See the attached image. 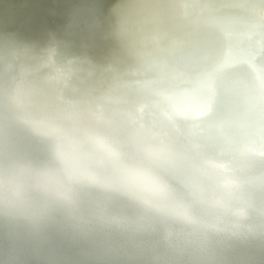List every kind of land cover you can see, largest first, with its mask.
<instances>
[{"label": "water", "instance_id": "95a60500", "mask_svg": "<svg viewBox=\"0 0 264 264\" xmlns=\"http://www.w3.org/2000/svg\"><path fill=\"white\" fill-rule=\"evenodd\" d=\"M53 1L55 10L61 7L71 19L66 5L71 0ZM193 1H198L194 10L214 5L211 0H184L180 15L207 32L218 31L224 43L218 57L203 45L195 71H220L222 83L228 84L255 86L264 81V21L255 9L249 7L246 14L214 9L210 19L202 10L190 9ZM10 2L0 0V46L21 50L23 67L28 69L23 74L33 90L32 112L38 118L71 116L78 133L94 145L91 162L97 170L108 171L118 160L140 183L164 186L171 199L208 223L178 224L145 211L132 195L94 193L92 200L103 211L85 205L74 216H57L40 232L0 227V264H264V234L234 235L227 223L229 213L209 215L205 206L222 196L224 185L239 179L245 185L239 195L254 205L250 222H264V215L258 214L264 211V136L254 133L228 146L210 141L190 115L198 104L194 81L181 85L188 94L173 95L171 82L142 61L125 73L114 65L116 60L96 58L83 47L76 50L66 35L89 41L75 31L80 28L77 23L67 34L64 29L37 31L36 39H25L9 27L11 16L3 7ZM112 6L107 35L114 40ZM254 17L256 21L251 20ZM190 28L194 32L193 23ZM22 31L36 33L30 27ZM182 41L165 51L148 52L179 62ZM17 74L0 63V92L13 87ZM222 106L223 97L218 102ZM17 134L37 153L45 148L26 130L17 129Z\"/></svg>", "mask_w": 264, "mask_h": 264}, {"label": "clouds", "instance_id": "9594fccd", "mask_svg": "<svg viewBox=\"0 0 264 264\" xmlns=\"http://www.w3.org/2000/svg\"><path fill=\"white\" fill-rule=\"evenodd\" d=\"M246 0H235L243 7ZM143 0H116L112 36L115 42L143 63L158 70L171 82L173 95H186L181 87L194 81L198 104L191 111L210 141L228 146L248 140L254 133L264 136V81L255 86L222 83L223 73L196 72L204 47L195 35L180 43L179 62L152 57L147 51L152 37L140 27ZM0 63L17 70L14 85L0 92V227L27 232L44 230L59 215H72L85 205L103 211L92 200L94 193L134 196L145 211L167 216L182 225L208 222L189 207L174 201L162 185L145 186L128 169L114 160L108 171H99L91 162L94 147L81 136L71 116L38 118L32 112L33 90L24 76L21 50L0 46ZM223 97V106L218 107ZM24 129L39 138L45 148L37 153L17 134ZM244 183L233 179L224 185L219 199L205 202L209 215L229 213L227 223L234 235L264 234V222H250L254 205L239 195ZM258 214L264 215V211ZM214 227V226H213ZM220 230V229H216Z\"/></svg>", "mask_w": 264, "mask_h": 264}, {"label": "bare ground", "instance_id": "6f19581e", "mask_svg": "<svg viewBox=\"0 0 264 264\" xmlns=\"http://www.w3.org/2000/svg\"><path fill=\"white\" fill-rule=\"evenodd\" d=\"M184 0H143L142 8L144 9L140 27L148 33L152 40L150 41L147 51L149 49H159V51H165L171 43H178L182 40L188 39L195 35L196 38L202 42L203 45L213 49L214 55L218 57L224 48L222 44V38L218 31L207 32L199 28L189 16L180 15V8ZM213 6L203 7L198 9L202 10L206 17L210 18L214 9L215 11L222 12H234L246 14L249 9H255L257 14L264 21V2L263 0H246L243 7H237L235 0H211ZM198 1H193L188 4L190 9L194 10V7H198ZM89 3H93L89 7ZM116 3V0H94V1H82L79 3H73L72 0L67 1L71 19L64 13L60 7L57 12L53 6L58 7L53 0H11L3 8L4 14L11 16V23L9 27L11 29H17V32L25 39L34 40L39 35L37 31L48 32H61L64 29V34L70 31L72 23H77L80 28H76L75 31L86 34L89 41L74 38L70 34L66 35L72 39L76 45V50L85 48L84 51L91 53L94 57L100 58L102 56L108 57L112 60H116L118 64H114L118 70L129 73L132 69L141 62L140 59L122 49L115 40L108 38V30L111 23V15L109 10L111 6ZM111 4V5H110ZM250 7V8H249ZM53 11H51V9ZM86 10L88 12L79 13L76 10ZM194 10V11H198ZM211 19V18H210ZM220 19H226L221 17ZM255 20L256 18H251ZM208 21V20H206ZM194 24V32L190 28V24ZM17 26L20 29L16 28ZM32 28L36 31L33 36L31 34H24L23 28ZM35 27V28H34ZM87 30V31H86ZM88 32V34L86 33ZM29 33H31L29 31ZM43 33V32H40ZM50 35V34H48ZM54 35V34H52ZM58 36V35H54ZM173 53V52H172ZM133 63L132 66L129 64ZM103 69L104 67L101 66ZM102 73L103 70H100ZM106 73H103L100 77H105Z\"/></svg>", "mask_w": 264, "mask_h": 264}]
</instances>
